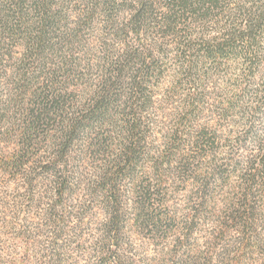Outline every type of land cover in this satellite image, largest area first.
Segmentation results:
<instances>
[{"label": "trees", "instance_id": "trees-1", "mask_svg": "<svg viewBox=\"0 0 264 264\" xmlns=\"http://www.w3.org/2000/svg\"><path fill=\"white\" fill-rule=\"evenodd\" d=\"M0 264H264V0H0Z\"/></svg>", "mask_w": 264, "mask_h": 264}, {"label": "rangeland", "instance_id": "rangeland-1", "mask_svg": "<svg viewBox=\"0 0 264 264\" xmlns=\"http://www.w3.org/2000/svg\"><path fill=\"white\" fill-rule=\"evenodd\" d=\"M175 76H176V74H175L174 70L171 69V70L167 71L164 74V77H163L164 79L162 78V80H161V82L159 84L155 83V87H156L155 88L156 89L155 90V94L162 96V93H161L162 89L165 88L166 85H169V83L172 82V80L174 79ZM177 100H179V101L178 102H162V103H155V104L159 105V106L162 105L163 106V110L165 111L164 113L170 118L171 116H170V113H169L170 111L169 110H172L171 107H179V106L181 107L182 106V102L183 101H180V98H178ZM211 101H212V99L208 100L207 103L209 104ZM166 103H168V104H166ZM16 116L17 115H15L13 112H9V117L7 119H14ZM163 118L165 119L164 116H163ZM167 120H169V119H167ZM9 186H11V185H9ZM181 193H184V190H182ZM199 240L204 241V239L200 238V237H199ZM148 253H150V251Z\"/></svg>", "mask_w": 264, "mask_h": 264}]
</instances>
